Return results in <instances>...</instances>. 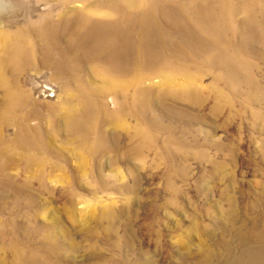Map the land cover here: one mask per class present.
Returning a JSON list of instances; mask_svg holds the SVG:
<instances>
[{"label":"rangeland","instance_id":"obj_1","mask_svg":"<svg viewBox=\"0 0 264 264\" xmlns=\"http://www.w3.org/2000/svg\"><path fill=\"white\" fill-rule=\"evenodd\" d=\"M136 5L0 0V264H264V0Z\"/></svg>","mask_w":264,"mask_h":264},{"label":"bare ground","instance_id":"obj_2","mask_svg":"<svg viewBox=\"0 0 264 264\" xmlns=\"http://www.w3.org/2000/svg\"><path fill=\"white\" fill-rule=\"evenodd\" d=\"M121 1H123L124 2V4H125V7H124V11H123V13L122 14H128V13H130L131 11H133V10H135V8L137 7V5L135 6V4H136V2H137V0H121ZM150 2V1H149ZM123 5V4H122ZM121 6V5H120ZM139 8V7H138ZM137 8V9H138ZM141 9V8H140ZM139 10V9H138ZM165 10V9H164ZM114 11V10H113ZM161 11V10H160ZM148 12V11H147ZM186 12V11H185ZM137 13V12H136ZM139 13V12H138ZM118 14V13H117ZM133 14V13H132ZM119 15V14H118ZM204 16V15H203ZM185 17V16H184ZM130 19L132 18V17H129ZM189 19V18H188ZM129 20V19H128ZM185 20V19H184ZM191 20V19H190ZM121 21V20H120ZM134 21V20H133ZM193 21V20H192ZM217 21H218V19H217ZM217 21H214V19H213V24H214V26L216 25V23H217ZM131 22V21H130ZM129 23V22H128ZM184 24V23H183ZM129 25H130V23H129ZM194 27V26H193ZM116 29H118V27L116 28ZM120 29V28H119ZM45 30V29H44ZM194 30V29H193ZM50 31V33L52 32L53 33V35H56L55 33H56V31L53 29L52 31L51 30H49ZM62 32V31H61ZM117 32V31H116ZM117 33H119V32H117ZM40 34V33H39ZM19 36H21V35H18V33L17 34H12V33H7V32H0V68H2L3 70H7V69H13L10 65H9V62L10 61H14V58H16V56H17V54L18 55H20L21 53H23L24 54V50L23 51H21L20 52V54H19V52H18V49L16 50V48L18 47H16V46H14L15 45V43L16 42H18V41H23V40H21V38L19 37ZM69 36V35H68ZM38 37V36H37ZM45 38V37H44ZM54 39H55V37H54ZM47 41H49L51 44H54V42L53 41H51V39L49 40L48 38H47ZM62 41V40H61ZM24 42V41H23ZM69 43H71V42H69ZM73 44V43H72ZM26 46H28V45H26ZM22 47H24V46H22ZM29 47V46H28ZM59 47V46H58ZM26 48V47H25ZM107 48V47H106ZM30 51V50H29ZM96 51V50H95ZM117 51V50H116ZM99 52H101V51H99ZM43 53V52H42ZM105 53V52H104ZM49 54V53H48ZM97 54V53H96ZM25 55V54H24ZM46 56H50V54L49 55H46ZM13 58V59H12ZM138 58V57H137ZM21 59V58H20ZM11 63V62H10ZM11 65H13V64H11ZM16 68V67H15ZM14 72V71H13ZM6 73V72H5ZM11 73H12V70H11ZM140 78V77H139ZM20 80V79H19ZM137 82H139L140 81V79H135ZM11 81V80H10ZM1 83H3V80L2 79H0V84ZM4 84V83H3ZM11 85H12V83H11ZM162 88L164 89V90H168V89H171V90H175L176 92H184V91H186V89H187V82L186 81H184L183 83H181V84H176L175 86H171L169 83H168V81H167V83H165V84H163L162 85ZM10 92V91H9ZM13 93H15L14 91H13ZM13 99V98H12ZM145 100V99H144ZM69 101H70V99H69ZM71 102V101H70ZM79 102V106H80V108H81V111L83 112V108H85L86 106H87V102H81V101H78ZM80 111V112H81ZM37 112V111H36ZM72 112H73V107L72 106H68V107H65L64 105H63V107H62V115H63V120H64V124L65 125H71V126H75V123H73V119H75V118H73L72 119ZM26 116V115H25ZM76 117V116H75ZM76 118H78V117H76ZM76 121V120H75ZM76 125H77V123H76ZM71 126L69 127V129L71 128ZM83 146H84V143H81V147H82V149H83ZM114 148V146H110L109 148ZM109 148H108V150H109ZM108 152V151H107ZM31 159V164L28 166V169L29 170H32L33 168H34V166H35V168L36 169H40V168H42V170L45 168V163L43 162V160L42 159H40V158H34V157H31L30 158ZM9 161H7V163H8ZM14 164V163H13ZM12 164V165H13ZM10 170V169H9ZM8 170V171H9ZM40 178H43V179H46L48 176L44 173V172H41L40 174Z\"/></svg>","mask_w":264,"mask_h":264}]
</instances>
